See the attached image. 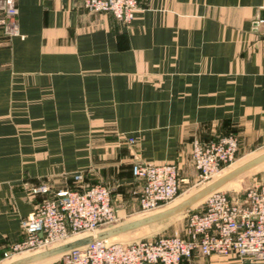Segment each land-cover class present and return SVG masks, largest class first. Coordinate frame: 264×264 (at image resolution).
Segmentation results:
<instances>
[{
  "label": "crops",
  "instance_id": "1",
  "mask_svg": "<svg viewBox=\"0 0 264 264\" xmlns=\"http://www.w3.org/2000/svg\"><path fill=\"white\" fill-rule=\"evenodd\" d=\"M16 8L19 35L0 29V262L44 198L32 186L73 190L64 174L86 167L132 216L133 162L190 183L193 142L233 136L240 159L264 145V0H139L127 24L76 0Z\"/></svg>",
  "mask_w": 264,
  "mask_h": 264
},
{
  "label": "built area",
  "instance_id": "2",
  "mask_svg": "<svg viewBox=\"0 0 264 264\" xmlns=\"http://www.w3.org/2000/svg\"><path fill=\"white\" fill-rule=\"evenodd\" d=\"M92 13H108L130 23L139 0H76ZM264 26V19L256 22ZM0 29L7 37L19 35L16 0H0ZM132 141V140H130ZM238 140L221 136L208 143L193 142L190 161L198 182L206 184L237 161ZM132 192L137 214L146 215L169 206L178 195L182 179L175 164L134 162ZM73 190L51 192L46 185L31 188L44 196L21 221L24 238L3 254L4 260L61 244L73 235L91 234L122 221L109 188L81 185L74 175ZM204 210L187 218L183 236L173 235L133 243L111 239L94 242L58 257L60 264H181L195 256L237 257L249 264L264 261V184L248 189L244 196L228 198L219 191L206 197ZM42 264V263H38Z\"/></svg>",
  "mask_w": 264,
  "mask_h": 264
},
{
  "label": "rangeland",
  "instance_id": "3",
  "mask_svg": "<svg viewBox=\"0 0 264 264\" xmlns=\"http://www.w3.org/2000/svg\"><path fill=\"white\" fill-rule=\"evenodd\" d=\"M263 151H264V145L261 146L260 148H258L256 150V152L249 154L245 158L240 159L239 156H237L236 163L234 165L230 166L229 168L225 169L222 173H220V175L225 173L226 171L230 170L231 168L239 165L240 163L246 161L247 159L258 155L259 153H261ZM135 162H140V161H135ZM95 163H97V162H95ZM74 164H78V165L83 166V165H86L87 162L64 161V167L65 168L72 167V166H74ZM85 168L86 167L78 168L77 170L72 171V172H74L73 174H67L66 173V174H64V177H66L68 179L69 177H73L74 175L78 174V175L82 176L81 185H85V186L86 185H97L95 183L94 184L88 183L89 181L91 182V180L94 181L95 179H96L95 181L98 182L99 185L103 184L101 182V180H99L100 179L99 176L88 174L87 173L88 170H86ZM70 173H71V171H70ZM73 183H74L73 189H75L77 184H75V182H73ZM100 183H102V184H100ZM257 184H264V163L262 165L256 167V168H254L253 170L249 171L248 173L244 174L243 176L239 177L235 181L227 184L225 187H223L222 189H220L218 191L220 193H222L223 195L227 196L228 198H235L238 196H244L245 192L248 189H250L251 187H253ZM40 185H46V184H40ZM202 185H204V184L199 183L197 178H196L195 182H190V183L189 182L188 183L182 182L180 184V187L178 190L177 198L169 206H172V205L176 204L177 202H179L180 200L184 199L185 197H187L191 193L198 190ZM46 186L50 189L49 185H46ZM103 186L109 188V190L111 192V198H112V189L106 185H103ZM32 187H35V186H32ZM31 188L29 189L30 193H31ZM67 189H69V188H66V190ZM41 201L39 203H41ZM38 204H36L33 207V210ZM204 206H205V200H202L199 203H197L196 205L189 208L188 210L184 211L183 213H181V214H179V215H177L171 219H168V220L162 221L160 223H156V224L138 229L136 231L126 233L124 235L118 236V237L113 238L111 240L114 242L128 244V243L138 242L141 240H153V239H157L159 237H170L173 235L183 236L185 234V231H186V223H187L188 216L191 214L201 213L204 210ZM136 212H137V209H136ZM136 212L132 216H130V215H127L126 217L123 216L124 218L122 217L121 222L133 220V219L141 216V215L137 214ZM20 229H21V223H20ZM83 235L84 234L73 235L70 237V239L80 237ZM24 255H26V254L23 253L20 255L13 256L10 260H13L15 258H18L20 256H24ZM213 256H216V255H213ZM217 257L223 258V259L228 258V257H221V256H217ZM193 258L187 262H189L190 264H216V261H214V259L209 260L208 258L207 259L204 258L202 261H200V259H193ZM234 259L240 261L237 257H234ZM10 260H4L3 262H0V264H5ZM42 264H60V263H59L58 257H56V258L44 261V262H42Z\"/></svg>",
  "mask_w": 264,
  "mask_h": 264
},
{
  "label": "water",
  "instance_id": "4",
  "mask_svg": "<svg viewBox=\"0 0 264 264\" xmlns=\"http://www.w3.org/2000/svg\"><path fill=\"white\" fill-rule=\"evenodd\" d=\"M263 163L264 151L217 176L172 206H168L154 213L139 216L133 220L120 222L114 226L96 231L95 233L85 234L80 237L69 239L61 244L43 249L38 252L20 256L8 261L5 264L42 263L44 261L59 257L60 255H63L67 252L90 245L94 242L113 239L126 233L171 219L204 200L212 193L222 189L227 184L235 181L254 168L262 165Z\"/></svg>",
  "mask_w": 264,
  "mask_h": 264
}]
</instances>
